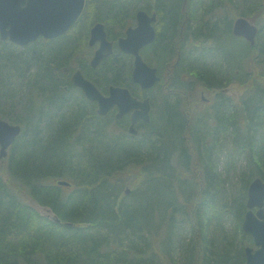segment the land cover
<instances>
[{
	"label": "trees",
	"instance_id": "16d2710c",
	"mask_svg": "<svg viewBox=\"0 0 264 264\" xmlns=\"http://www.w3.org/2000/svg\"><path fill=\"white\" fill-rule=\"evenodd\" d=\"M185 1L157 0L162 40L155 53L169 59L179 42L181 59L177 73L181 87H178L187 88L182 75L191 73L204 88L214 90L221 103L209 110L211 114L204 121L198 123L194 119L187 123L181 105L164 100L157 113L156 110L153 113L146 138L139 142L112 139L108 135L110 127H104L107 121L95 117L83 98L72 102L71 97H64L67 94L59 88L63 82L59 72L74 50L72 47L64 50L66 39H60L58 46L52 47L53 53L45 40L30 44L23 54L26 59L19 58L13 54L15 49L7 50L0 42L2 118L5 117L2 108L19 100V93L9 89L8 79L15 80L12 87L16 90L28 72L25 78H29L31 94L36 90L39 98H43L35 106L37 95L30 97L24 121L8 120L21 126L24 122L25 131L15 141L7 170L12 181H19V189L26 186L35 202L53 212L42 215L28 201L20 202L19 195H10L9 183L0 172V264L246 261L245 247L254 245L252 236L242 228L248 189L255 178L264 180V75L255 74L253 64L250 65L264 58V0H257L253 8L247 6L241 12L248 16L247 11L254 10L255 22L262 21L260 26L255 23L260 28L255 45L232 34L233 18H228V27L219 34L215 32L217 23L204 21L211 11L207 6L202 9L203 0H187L184 9ZM122 6L117 2L108 4L106 15L113 12L117 20L124 21L126 17L121 12L127 8ZM200 35L215 40L220 36L218 44L226 39L238 40L245 50L243 54L220 60L214 56L216 46L204 44L201 52L204 60L200 62L190 57V51L185 53L193 37ZM36 52L40 53L31 65L28 56ZM242 58L245 62L253 60L240 67ZM208 59L214 61L209 63ZM117 74L113 77L115 84L129 85L121 82ZM236 79L249 91L242 106L227 97L226 89ZM33 108L38 109L30 113ZM54 115L57 118L52 120ZM46 124H51V128ZM78 130L81 131L78 143L84 146L81 152L82 147L74 139ZM224 152H228L225 159L228 171L233 153L245 155V169L238 176L239 186L233 195L227 193V178L219 170ZM135 166L140 170L136 178L145 181V186L122 198L121 186L114 179L117 177L119 181L120 172ZM65 171L71 175L69 187L46 183ZM225 215H232L235 222L231 234L224 231Z\"/></svg>",
	"mask_w": 264,
	"mask_h": 264
},
{
	"label": "water",
	"instance_id": "95a60500",
	"mask_svg": "<svg viewBox=\"0 0 264 264\" xmlns=\"http://www.w3.org/2000/svg\"><path fill=\"white\" fill-rule=\"evenodd\" d=\"M25 2V4H23ZM86 0H0V37L2 41L10 40L16 45L26 46L39 37L52 39L66 33L79 19L85 8ZM138 24L127 30V36L120 42L123 50L136 56L133 70V80L143 88H150L160 81L157 68L149 66L140 54L144 44L150 43L155 37L152 21L156 15L150 16L140 10L137 15ZM233 34L244 37L252 45L256 43L259 28L246 17L240 16L234 21ZM92 43L101 39L102 48L96 53L93 64L110 51V45L105 41L106 33L103 25L98 23L92 29ZM105 48H108L105 53ZM73 82L82 88L87 98L99 102L98 113L108 114L115 106L119 108L118 117L134 110L133 124L139 119L150 120L151 103L149 99L136 98L129 88L111 86L109 95L79 71L73 76ZM22 127L0 118V158L8 155L9 147L20 135ZM61 186H70L71 182L59 179ZM248 210L245 213L242 228L252 235L254 246L245 247L246 261L243 264H264V180L255 178L249 185ZM257 208V210H255Z\"/></svg>",
	"mask_w": 264,
	"mask_h": 264
},
{
	"label": "flooded vegetation",
	"instance_id": "af4514ba",
	"mask_svg": "<svg viewBox=\"0 0 264 264\" xmlns=\"http://www.w3.org/2000/svg\"><path fill=\"white\" fill-rule=\"evenodd\" d=\"M93 0H86V5L83 13L79 17V19L76 21V23L64 34L52 38V39H44V38H38L37 41L31 42L26 46H19L14 44L11 41H3V45H9L14 50L15 47H21L27 49L30 44H35L39 40H45L47 43L59 41L60 39H66L67 47L64 49L67 51L70 47H72V54L70 55L68 61L64 63V65L60 69V75L61 80L63 81L62 84L59 85L60 90L63 93H66L69 97L71 93H79L81 94L84 99V101L87 102L92 112H94L95 117L99 116L103 119H105L107 122L104 124V127L108 125L110 128V134H108L112 139L114 137H118L121 141H129V140H135V141H143V139L147 136V129L148 125L151 123V119L153 116V108L155 106V98L158 97L154 94V91L159 90V83L163 80V72L160 70L159 65L160 63L163 64L164 58L162 54H156L155 50L161 45L160 40H162V34L159 30L160 26L162 27V23L160 21V15L157 10V0L150 1L148 4L138 5V0H102L103 3H105L108 7V4L110 3H120L125 8H130L132 10L133 14H129L128 10L124 11L121 14L128 15L129 18H125L124 21L117 20L115 18V13L109 12V15H106L107 12L103 11L101 12L102 15H99L98 8L94 10V14L97 16H102V19H96L95 24L91 26L90 28H87L86 34L84 37L80 38V34H74L73 30L78 27L83 15L85 12H87V8L90 6L89 3ZM140 2V1H139ZM25 4V2H23ZM187 6V0L184 4V9ZM121 7V8H122ZM140 10H143L147 12L150 16L156 15V19L152 21V25L155 29V37L152 42L144 44L140 49V54L142 56V59L151 67L157 68V74L160 76V81H158L155 85H153L150 88H143L139 83H136L133 80V70L135 66V60L136 56L132 53H129L122 49L121 47V40L127 36V30L130 27H136L138 24V12ZM119 14V13H117ZM210 14L217 15L218 18L225 17L223 16L222 12H214L209 13L205 16V20H207L206 17H208ZM120 15V14H119ZM126 21V22H125ZM102 24L104 31L106 33L105 41L109 43L110 51L108 53V48H105L104 52L106 55H104L100 61L94 65L93 60L96 56V53L99 49L102 48V40L97 39L93 41L92 43V29L96 24ZM234 24V22H233ZM233 29V27H232ZM70 39H67L69 38ZM74 37V38H73ZM1 40V37H0ZM2 41V40H1ZM180 41V40H179ZM73 44V45H70ZM204 44L199 39L193 40L190 42L189 47L191 49H199L202 48ZM212 45L216 46L215 43L208 44L209 47H212ZM85 46V50H87V54L83 53V47ZM176 50L179 51V56L175 61L170 60L168 62V69H167V78L164 81L163 87L165 89V98L161 100V105L164 100L168 102H177L178 105H181L182 115L186 118L187 123L194 120L198 123L204 121L206 116H209L211 112L210 109L198 107V103L195 105V101L198 100L199 103H210V101L206 98L204 95V91L201 95V98H193L194 101H191L190 98L186 94H189L186 89H180L178 86L180 85V78H178L177 73V64L179 60L181 59L180 54V46L179 42L175 44ZM87 48V49H86ZM89 53V54H88ZM117 69H119L117 71ZM79 71L86 79L92 81L104 95H109L110 93V87L111 86H123L130 89L131 93L140 100L149 99L151 103V111H150V120L145 121L144 119H139L136 123L133 124L132 120V114L134 112H128L125 115L118 117L117 113L119 111V108L115 106L108 114L106 115H100L98 113L99 108V102L97 100L91 101L87 98L85 92L82 90V88L78 87L73 82V76L74 74ZM115 72L118 74L116 75L121 82L129 83V85L133 88L131 89L129 85H118L115 84L116 80L113 79L115 77ZM183 81H188V75L183 74L182 75ZM195 88L199 89L200 86L197 85ZM228 90V88L226 89ZM155 91V92H156ZM69 93V94H68ZM180 95L183 96V98L180 97ZM169 96H173V100L169 99ZM201 100V101H200ZM201 109V110H200ZM205 113V114H204ZM101 126V124H98ZM112 127V128H111ZM16 141V140H15ZM15 142L9 147L8 149V155L6 157L0 158V163L2 162L4 165L5 159L9 157V153L11 149H13ZM81 146V145H80ZM1 147V146H0ZM84 149V146H81ZM86 148V147H85ZM194 159V157H193ZM1 171V170H0Z\"/></svg>",
	"mask_w": 264,
	"mask_h": 264
},
{
	"label": "rangeland",
	"instance_id": "374dc122",
	"mask_svg": "<svg viewBox=\"0 0 264 264\" xmlns=\"http://www.w3.org/2000/svg\"><path fill=\"white\" fill-rule=\"evenodd\" d=\"M150 1L152 2L153 0H138L137 2H138V5H143V4H148ZM203 1H204V4H203L202 9L205 6H207V8L211 11V13H214V12L218 11V12H222L223 16H225V17H222V18H218L217 15L210 14L208 17H206L207 21H210L211 23H217L218 27L215 30V32H219V34H220V32H225L224 31L225 28L228 27V25H226V22L229 21L228 18H230V19L233 18L234 21H235V19L238 16L244 15V14H241V12H243V8H245V7L248 8L247 6H249V9L253 8L254 4H255V2L257 0H203ZM89 5L90 6L87 8V12L84 13V15H83L78 27H76L73 30L74 34H78V35L80 34V38L84 37V35L86 34L85 32H86L87 28H90L91 26H93L95 24L96 20H94V17L97 16V15L94 14V10L98 8L97 10L99 12V15H102L101 12L103 11V13H104V11L106 10V7H107V5L105 3H103V2H101V0H93L92 2L89 3ZM237 5L241 6L240 9L238 7H236ZM127 10H128L129 14H133L131 9L127 8ZM253 11L254 10L247 11L249 13L248 16H245V15L244 16L247 19H249L250 22L257 23V22H255L257 19L255 18ZM226 13L228 15H226ZM186 15H187V13H186ZM125 17L129 18L128 15H125ZM186 18H187V16H186ZM260 23H257V24L260 26V25H262V21ZM233 25L234 24L232 23V27H233ZM185 31H188V29H186ZM178 39H179V37H177V40ZM199 39L202 42L207 43V45L211 44V43H215L216 44V51H215V55L214 56L217 57L220 60L224 59L225 56L232 57V56L240 55V52L243 54V51L245 50V49H243L244 44L241 41H238V40H231L230 41V39H226L225 41L223 40V43L218 44L216 42L219 41L220 36H218V38L216 40L215 39H209V38L206 37V35H200L198 38H194V40H197V41ZM0 42L2 43L3 41L0 40ZM58 43H59V41H54V42L46 43V45L49 44V48H52V47L54 48V47L58 46ZM189 44L185 48V53L188 54L189 51H190V57L192 56L195 59L198 58V60L200 62H202V60H204V55H202V53H201L202 52V48L191 49L189 47ZM4 47L7 50L14 51L11 48V46H9V45H4ZM213 47H215V46H213ZM15 48H16L15 49L16 53L13 52V54H15L16 56H19V58H22V59H26L27 58V57H25L26 55H23L25 53V48H21V47L19 48L17 46ZM53 48H52V51H51L52 53L55 52V50ZM62 49H63V47H62ZM82 51H83V53L87 54V50H85V46L83 47ZM39 53L40 52H36V53H34V55L32 54L33 56H31V57L28 56L29 63L31 65H32V60L35 57H37ZM180 53H181V51H180ZM178 54H179V51L176 50L171 58L164 59L163 64L160 63L161 65L158 64L160 70L163 72V75H162L163 76V80H162L161 83L158 84V85H160L159 88H158L159 90H157V91L155 90L156 92L154 91V94L157 95L158 97L155 98V102L156 103H155V106L153 108V110H154L153 113L155 112V110H156V113H157V111H158V109H159V107L161 105V103H160L161 100L165 98V89L163 87V84H164V81L167 78L168 62L170 60L175 61L177 59V57H178ZM21 55H23V56H21ZM252 60L253 59H248L247 62H245L244 58H242L240 67L243 64H249ZM260 60L261 61H256L257 63L252 62L250 65L253 64L252 65V69H253L255 74L259 73V74L264 75V58H261ZM213 61H210V59H208L209 63H211ZM184 73H186V72H184ZM25 74L26 75L22 76L21 82H20V79H19V81L17 80V82H20V83L17 84V85H19V88H17L16 90L12 87V86H15V80L14 79H8L7 80L8 84H10V86H11V87H9V89L11 90V88H12V91L16 92V94L19 93L18 94V97H19L18 101L14 102V104H12L10 106L6 105V106H4L2 108V112L5 115V117H3V118H5L7 120H9L10 118H14V119H17V120L24 121V119L27 116V111L26 110H27L28 106L30 105L28 103L32 100V99H30V97L32 95H37L36 94V90H33V92L35 94H31V90L29 88V85H30L29 78L28 79L25 78V76L28 75V72H26ZM187 75H188L189 78H188V81L186 82L185 86L187 87L186 90L189 93V94H186L188 96V98H190L191 101H194L193 98H201V95H202V93L204 91V95L210 101V103H202L201 104V103L198 102V100H196L195 101V105L198 103V107H201V109L206 108V109H210L211 110V109H213V106L215 104L221 103L220 102L221 99L219 97L215 96V91L214 90L208 89V88L207 89L204 88L201 85V83H199V81L196 79V76L192 75L191 73H188ZM262 77L264 78V76H262ZM7 78L8 77H6V79ZM2 80H5V79L2 78ZM24 80H25V83L22 85ZM240 81H239V79H236L235 81H233L228 86V93H227L228 96L227 97H232L234 102H236L238 105L242 106L243 99H244V97H246L249 94V91H247L245 89L244 85L242 86V83ZM197 85L200 86L199 89L195 88V86L197 87ZM130 88L133 89L131 86H130ZM18 89H19V92H17ZM68 96L72 98L71 99L72 102L76 101L75 98H77L79 100L81 98H83V97H81L82 95L79 94V93H77V94L76 93H74V94L71 93ZM35 97H36V101H35L34 105L36 106V104L39 105L38 103L39 102L41 103L43 101V98L40 99L39 95H37ZM169 97H170L169 99L173 100V96H169ZM180 97L183 98L182 95H180ZM37 109L38 108H33L29 112L32 113V112L36 111ZM31 115H33V114H31ZM0 118H2V114L1 113H0ZM53 118L55 119L57 117L54 115L52 117V120H53ZM22 125L24 126V122H22ZM23 126H22V133H23V131H25V128H23ZM44 126H46L47 128H51V124H46ZM22 133L20 134V136L22 135ZM80 134H81L80 130L76 131L75 134H74V139H75V141L77 143H78L77 139L80 136ZM78 144L81 145L80 143H78ZM82 150H83V148H81V150L79 149L80 152ZM11 153H12V149H11V151L9 153V157L8 158H4L5 159L4 165H3L2 162L0 163V168H1L0 172H1L2 175H4L3 177H4L5 181H7L9 183V187L8 188H9L10 195H12V194L19 195L20 202H21V200L22 201H28V203H30L31 205L35 206L37 208V211H39L42 215H49V214L53 215L52 210L48 206L40 205L37 202H35L33 198H31V196L27 192L28 188H26V186L25 187L23 186L24 188L22 190V189H19L17 187V185L19 184V181H17V180L14 181L13 180L15 183H12L13 181L10 179L11 175H10V173L7 170L9 168L8 163H9V159H10ZM234 154L235 153H233V158H232L233 162H232V165L230 166V170L229 171H228V169L226 168V165H225V159H226V157L228 155V152H224V154H222L220 156V159H219V170L223 174V177L227 178V189H228L227 193L229 195H233V192L237 190V188L239 186V178H238V176L242 172V170L245 169V157H244L245 155L240 154V155L235 156ZM127 170H128L127 172H122V174L120 172V175H119V178H118L119 181L117 180V177L114 179L115 183L121 186V190H122V196L121 197L122 198H125V197L127 198L134 189L141 190V188L145 186L144 185L145 181L142 182V179L139 180V179L136 178L137 174L140 171L137 166H135L133 168H130V169L128 168ZM123 171H125V170H123ZM59 179H65V180H69L70 181L71 175H69L67 173V171H65L60 176H56V177H53V178H51L49 180H46V183L47 184H58V180ZM9 180H10V182H9ZM190 181L192 182L191 179H190ZM68 190H70V189H68ZM153 212L157 215L156 211H153ZM223 224H225V227H224L225 233H229V234L233 233V230H234V227H235V222L232 219V215H225ZM185 233H187V232H185ZM247 245H249V244H247ZM180 256L181 255L179 254V258H180Z\"/></svg>",
	"mask_w": 264,
	"mask_h": 264
}]
</instances>
